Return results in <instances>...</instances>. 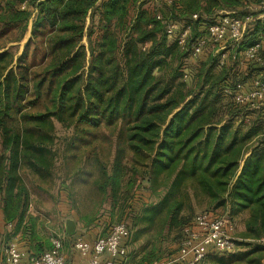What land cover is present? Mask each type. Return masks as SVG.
Wrapping results in <instances>:
<instances>
[{"label":"trees","instance_id":"trees-1","mask_svg":"<svg viewBox=\"0 0 264 264\" xmlns=\"http://www.w3.org/2000/svg\"><path fill=\"white\" fill-rule=\"evenodd\" d=\"M138 1L0 0V39L17 32L0 43V216L11 227L7 240L19 233L26 258L50 247L39 233L42 218L29 210L26 180L51 182L58 149L67 161L85 148L96 188L109 195L117 220L130 214L129 240L140 245L127 263L137 256V264L160 261L166 235L179 232L178 243L197 211H221L241 222L237 250L198 263L264 264V123L259 110L223 92L249 82L258 68L245 60L248 71L228 73L229 58L219 65L210 57L190 70L191 56L155 16L186 24L197 13L195 35L220 3L237 8L244 0H171L163 14ZM31 11L30 37L16 55L6 43L22 39ZM250 33L248 43L246 33L230 49L234 61L264 41V22ZM35 49L39 59L28 62ZM57 124L70 135L59 139ZM138 188L149 201L134 194ZM136 196L133 207L128 202Z\"/></svg>","mask_w":264,"mask_h":264},{"label":"built area","instance_id":"built-area-1","mask_svg":"<svg viewBox=\"0 0 264 264\" xmlns=\"http://www.w3.org/2000/svg\"><path fill=\"white\" fill-rule=\"evenodd\" d=\"M153 1L163 5L171 3V0ZM251 1L261 11L258 19L264 22V0ZM25 5L24 2L20 7L24 8ZM155 16L164 24L167 37L174 39L191 57H197L209 48L219 65L227 60L229 49L244 38L248 24L254 20L251 16L221 14L200 25L197 34L192 35V22L198 19L197 13H193L191 22L186 24L162 18L158 11ZM242 55L245 60L256 64L257 75L249 82L238 81L233 89L225 87L223 92L231 94L235 103L248 104L259 110L264 123V42H252L243 49ZM181 234L175 253L165 262L153 264H196L209 254H226L236 250L233 224L227 217L212 212L196 213L184 225ZM129 237L128 227L120 221L112 224L105 235L97 236L92 241L85 240L82 235H72L70 240L72 249L85 259L78 264H124ZM3 252L7 264H65L63 240L59 235L51 237L50 247L36 257L26 258V253L16 241L6 243Z\"/></svg>","mask_w":264,"mask_h":264},{"label":"rangeland","instance_id":"rangeland-1","mask_svg":"<svg viewBox=\"0 0 264 264\" xmlns=\"http://www.w3.org/2000/svg\"><path fill=\"white\" fill-rule=\"evenodd\" d=\"M142 1L148 8L157 7L158 9H162V14L165 13V6L163 4H155L152 2V0H139L138 3ZM178 6L181 8L179 4ZM180 8L174 10L175 12L173 13H181ZM212 13V17H217L221 14L226 13H233L240 17H253L254 22H252V25H248V34L245 37L244 42V44H246L251 38V28L254 23L259 20L258 15L261 13V11L258 9L257 4L253 1L244 0V3L237 8H233L225 5L224 3H220L219 7H216ZM35 14L36 13L34 11H31V15L27 24V30L24 33L22 39H20L19 41L6 43V48L11 45L16 47V55H19L22 52L25 42L30 37V28ZM196 30L197 29H195V31ZM11 33L12 34H10V32L7 33V35L4 36L2 40L0 39V43L3 44L4 39H14L17 35V32L13 30L11 31ZM83 42L86 43L85 38H83ZM232 48H234L235 50L237 49L236 46H233ZM242 49L243 48H241V50ZM232 54L228 53L230 57H228L229 59L224 70L228 73H244L248 71V63L243 58L242 51H240V53L238 54L237 61H234V59L232 58ZM39 57L40 50L35 49L33 55L30 53L27 61H34L39 59ZM210 57H214L212 51L209 48H206L197 57L188 56L185 59V63L187 68H189L190 70H195L197 67H199L200 63H202L203 61H207V59H209ZM207 63L209 64L210 62ZM215 69L219 70L220 68L215 67ZM56 132L59 139H62L64 135H70V131L64 130L58 124L56 125ZM57 155L58 158L52 171L51 182L50 180H47L46 184H41L40 186H38V182L29 179V181L26 180V183L30 192V199L32 201L29 210L35 214H38L39 217L43 220L42 226L39 229V233L41 234L42 238L48 239L49 241L51 237L59 235L63 240L64 254L68 255L69 252H72V247L69 235H66L64 233L63 220L65 217H69L71 216V213H73L76 218V223L78 224V231L82 235L88 236L90 238L104 235L112 224L120 222V220H117L118 211L116 209L112 210L110 206L111 199L109 198V195L96 188V171L95 169L90 168L89 163L86 162V149L83 148L82 150L77 151V156L69 157L67 161L63 157L62 150L58 149ZM76 160H79L80 163H77ZM134 194L142 195L144 197V200L146 201L150 200V197H148V191H144L142 190V188L136 189L134 191ZM139 200L141 199L136 196L134 197V200L133 198H131L128 203L130 204L132 202L134 204L133 207H136L140 203ZM213 214L227 217L226 214L221 213V211H216ZM129 215H123L121 220L128 227L131 235V230L129 227ZM229 220L234 227V236L236 237V239H238L236 233L242 228L241 222L239 219L230 218ZM10 229L11 227L9 225H3L0 216V264H7V259L3 252L4 245L10 241L18 242L20 240L19 233L15 234L11 237V239L7 240V237L11 235ZM178 233L179 232L172 231L162 240L160 246L162 247L164 253H162L160 262H165L168 256V252L170 253L172 250H174L177 242L175 243L173 237L177 236ZM139 245V243L133 244L129 240L127 245V257L124 264H137L139 256H137L135 260L133 258L132 262L130 263H127V260L129 259L130 254H132L135 249H138ZM236 250L231 253L217 254V256H228L236 252Z\"/></svg>","mask_w":264,"mask_h":264},{"label":"crops","instance_id":"crops-1","mask_svg":"<svg viewBox=\"0 0 264 264\" xmlns=\"http://www.w3.org/2000/svg\"><path fill=\"white\" fill-rule=\"evenodd\" d=\"M88 24V18H86V25ZM67 219H72L75 223V231H74V236H77V235H82L79 231H78V224L76 223V218L75 216L73 215V213H71V216L69 217H65L64 220H63V226H64V233L66 234L65 232V221ZM106 234V233H105ZM104 234V235H105ZM67 235V234H66ZM72 236V235H69V237ZM83 238L87 241H92L94 238H90L88 236H84L82 235ZM72 252L68 253V255H65V264H78L80 262H84V258H82L75 250H73L71 248Z\"/></svg>","mask_w":264,"mask_h":264},{"label":"water","instance_id":"water-1","mask_svg":"<svg viewBox=\"0 0 264 264\" xmlns=\"http://www.w3.org/2000/svg\"><path fill=\"white\" fill-rule=\"evenodd\" d=\"M75 231V223L72 219L65 221V232L67 235H73Z\"/></svg>","mask_w":264,"mask_h":264}]
</instances>
